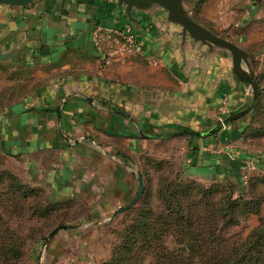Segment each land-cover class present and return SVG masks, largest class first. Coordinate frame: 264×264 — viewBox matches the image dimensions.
<instances>
[{"label":"crops","instance_id":"0c3cea01","mask_svg":"<svg viewBox=\"0 0 264 264\" xmlns=\"http://www.w3.org/2000/svg\"><path fill=\"white\" fill-rule=\"evenodd\" d=\"M132 16L141 53L100 69L92 46L96 28L129 24L115 0L0 6V46L13 50L12 61L0 63V155L50 199L77 198L91 182L86 169L103 175L97 163L120 159L112 152L132 159L154 141L142 135L206 131L248 103L250 89L231 75L230 56L183 38L164 11ZM241 123L216 136L183 137L186 172L240 180L248 163L264 170V151L238 138ZM229 144L237 147L232 158ZM128 181L115 170L102 207L122 202L134 186Z\"/></svg>","mask_w":264,"mask_h":264},{"label":"rangeland","instance_id":"374dc122","mask_svg":"<svg viewBox=\"0 0 264 264\" xmlns=\"http://www.w3.org/2000/svg\"><path fill=\"white\" fill-rule=\"evenodd\" d=\"M181 2L196 23L234 43L251 57L260 95L255 109L242 119L241 130L247 148L264 151V0ZM186 141L183 137L148 141L145 150L134 155L130 163L125 164L120 159V162L97 163V168L105 173L97 175L86 169L85 172H89L86 173L87 179H91V182L84 183V190L78 193L77 198L69 199H50L44 188L24 175L21 166L14 161L6 162L0 156V237L11 238L17 251L14 257H6L1 244L0 264H106L114 250L121 248L126 229L138 218L143 208L149 207L153 215L166 213L161 192L167 185L169 191L173 186L191 188L190 197L181 201L182 204L189 200H204L211 204L217 215L223 210L229 195L236 199L242 193L243 202L251 200L255 205L248 203V206L233 214V221H238V224L225 229L222 236L228 241L245 239L264 221V180L251 179L256 175L264 179V170L246 173L237 182L226 177L197 179L185 170ZM126 167L128 173L124 170ZM115 170L120 181L125 184L127 179L129 183L132 180L134 186L123 193L122 202L115 204L112 201V206L107 209L102 207L103 200L107 198L103 194L108 180L114 178ZM137 171L141 173L144 183L140 198L128 211L112 219L114 213L136 196L139 188ZM236 187L239 188L238 192ZM246 209L255 210L258 214L244 217ZM217 215L215 219L220 221ZM197 217H203L201 206ZM58 225L79 228L59 230L45 244L47 235ZM165 239V250L177 252L180 249L174 235L167 234ZM136 245L138 248L142 242L139 240ZM153 249L162 250L158 249V244ZM140 256L143 260L140 264L153 263L151 254L142 252Z\"/></svg>","mask_w":264,"mask_h":264},{"label":"trees","instance_id":"16d2710c","mask_svg":"<svg viewBox=\"0 0 264 264\" xmlns=\"http://www.w3.org/2000/svg\"><path fill=\"white\" fill-rule=\"evenodd\" d=\"M3 100L5 98L0 96V104ZM219 132L220 130L210 136H216ZM238 138L244 141L242 130L239 132ZM115 154L125 164L131 162V159L126 155L120 152ZM251 179L264 180L260 175L253 176ZM231 181L237 182L234 179ZM173 187L169 191L167 185L161 192L163 208L166 213L153 215V211L147 206L142 210L139 209L138 211L142 212L126 229L121 248L118 251L114 250L111 260L106 264L129 262L140 264L143 261L140 256L142 252H145L146 255L151 254L152 264H264V221L243 240L228 241L222 236L225 229L238 224V221H233V214L248 206V203L255 205L253 201L243 202L244 195L242 193H239L240 195L236 199L229 195L223 210L217 215L211 208V204L204 200H189L183 205L181 201L190 197L191 188ZM236 189L238 192L239 188L236 187ZM179 197L182 199L179 200ZM200 206L203 217H197ZM251 210L246 209L243 213L244 217L258 214L257 211ZM215 215L220 217V221L215 219ZM167 234L175 236L174 240L180 247L177 252H169L163 247ZM139 240L142 245L137 248L136 243ZM12 241L11 238L0 237L1 250H4L3 255L6 257L17 255ZM157 244L158 249L162 248V250L153 249ZM135 248H137L136 251ZM117 252L119 253L117 254Z\"/></svg>","mask_w":264,"mask_h":264},{"label":"water","instance_id":"95a60500","mask_svg":"<svg viewBox=\"0 0 264 264\" xmlns=\"http://www.w3.org/2000/svg\"><path fill=\"white\" fill-rule=\"evenodd\" d=\"M38 0H0V6L10 7H26L35 3ZM118 6L123 7V15L130 27L133 29L138 26L137 20L132 16V12H141L145 14L154 13L157 11H164L167 22L179 26L181 28L182 37H190L193 42H198L201 46L206 47L209 53H223L232 59L231 75L240 83L245 84L250 89V97L246 106L239 111L228 115L214 124L210 129L201 132L195 131H177L166 135H142L145 139L163 140L175 137L187 138H204L210 136L212 133L221 130L232 123L241 120L248 116L257 106L259 100V83L253 72V65L251 57L240 49L234 43L223 39L213 32L204 28L190 18L187 11L184 10L181 0H115ZM13 59V50L3 51L0 46V63L6 64ZM122 114V113H121ZM125 117H128L122 114ZM139 182V188L134 199L125 207L118 210L112 215V219L128 211L140 198L144 183L142 175L139 171L136 172ZM78 226H57L45 238V244L48 240L59 230H75Z\"/></svg>","mask_w":264,"mask_h":264},{"label":"built area","instance_id":"2783aa9c","mask_svg":"<svg viewBox=\"0 0 264 264\" xmlns=\"http://www.w3.org/2000/svg\"><path fill=\"white\" fill-rule=\"evenodd\" d=\"M93 35L92 46L98 52L97 64L100 69L107 67L114 58L124 60L127 57L141 53L135 32L129 24L116 29H105L98 26ZM228 147L232 150L230 154V158H232L237 147L230 144ZM254 171L255 167L248 163L246 173L249 174Z\"/></svg>","mask_w":264,"mask_h":264}]
</instances>
